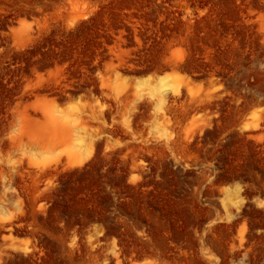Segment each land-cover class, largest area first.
Segmentation results:
<instances>
[{
  "label": "rangeland",
  "instance_id": "1",
  "mask_svg": "<svg viewBox=\"0 0 264 264\" xmlns=\"http://www.w3.org/2000/svg\"><path fill=\"white\" fill-rule=\"evenodd\" d=\"M0 264H264V0H0Z\"/></svg>",
  "mask_w": 264,
  "mask_h": 264
}]
</instances>
